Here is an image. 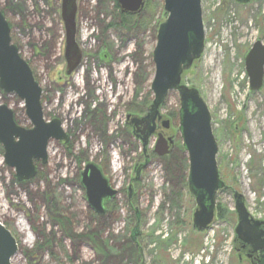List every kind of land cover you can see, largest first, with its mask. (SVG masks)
Returning a JSON list of instances; mask_svg holds the SVG:
<instances>
[{"label":"rangeland","instance_id":"obj_1","mask_svg":"<svg viewBox=\"0 0 264 264\" xmlns=\"http://www.w3.org/2000/svg\"><path fill=\"white\" fill-rule=\"evenodd\" d=\"M111 1L77 0L76 42L84 56L70 80L65 77L63 59L62 1L0 0L11 41L42 88L45 118H59L65 131L77 130L88 124L85 111L97 108L102 118L96 128L110 137L86 140L82 136L67 147L51 139L47 162L34 160L35 176L22 181L5 163L0 143V223L17 242L12 264H256L240 259L236 251L232 192H240L249 213L264 220V79L258 92L250 91L244 65L252 44L257 39L264 43V0L247 4L201 0L204 49L183 71L182 83L197 89L208 107L223 184L216 204L224 208L222 217L215 210L213 223L203 231L192 226L196 204L187 187L188 160L178 132L176 92L166 96L161 109L171 120L168 134L174 138L173 151L163 157L149 156L128 199L135 166L143 164L145 156L141 140H126L122 127L126 114L144 113L152 102V51L166 12L163 0H148L138 24L121 25L113 17ZM110 24L116 27L107 30ZM102 47L113 54L112 75L109 68L100 69L96 60V51ZM77 99L83 102L76 103ZM0 104L13 109L20 126L31 127L18 96L0 89ZM154 143L155 138L146 147L147 154ZM88 162L98 164L119 192L118 207L109 210L110 216H99L88 206L78 174ZM93 226L100 230L106 260H100L85 238Z\"/></svg>","mask_w":264,"mask_h":264},{"label":"water","instance_id":"obj_2","mask_svg":"<svg viewBox=\"0 0 264 264\" xmlns=\"http://www.w3.org/2000/svg\"><path fill=\"white\" fill-rule=\"evenodd\" d=\"M121 13L137 14L145 0H116ZM247 4L250 0H234ZM76 0H62L61 17L65 27L64 55L72 58L69 71L80 61V50L75 41ZM166 18L158 24L156 44L152 51L154 75L150 84L153 95L147 112L133 118L141 124L143 152L154 134L156 122L161 121L164 129L170 128V120L161 114L162 104L170 92L178 94V132L188 160L187 187L195 200L192 226L207 230L214 221L216 195L223 188L216 155L217 142L211 125V116L199 91L182 83V73L190 68L204 49L205 32L202 20L201 0H163ZM245 73L249 89L258 92L264 79V43L257 39L244 55ZM0 89L5 94H14L23 101L25 113L31 127L20 126L15 114L7 104H0V143L4 147V161L14 169L18 181L35 176L34 160L42 164L48 160L47 147L51 139L64 144L67 135L58 119L46 121L40 102L42 88L36 81L28 62L19 54L12 43L10 26L0 10ZM172 139L161 134L155 140L153 152L164 156L169 152ZM146 162L136 167L133 181L139 179ZM81 185L85 191L88 206L97 214L106 211L105 200L116 196L100 168L88 162L81 174ZM132 193L131 184L128 187ZM234 210L237 222L234 228L235 240L246 251V257L255 263L259 253L264 251V220L254 218L248 211L243 195L233 191ZM17 251V242L10 231L0 223V264H12ZM142 254V252H140ZM140 264H144L141 262Z\"/></svg>","mask_w":264,"mask_h":264},{"label":"flooded vegetation","instance_id":"obj_3","mask_svg":"<svg viewBox=\"0 0 264 264\" xmlns=\"http://www.w3.org/2000/svg\"><path fill=\"white\" fill-rule=\"evenodd\" d=\"M111 2L113 3V7H114L115 3L113 2V0ZM76 3H77V0H76ZM113 13H114L113 14V17L119 15L118 9L114 8L113 9ZM60 16H61V11H60ZM61 20H62V17H61ZM113 21H115V20H113ZM75 23H76V26H75V41H76L77 27L79 28V26L77 24V6H76ZM115 27H116V25H114V24L113 25H107V28L106 29L107 30H111L112 28H115ZM62 32L65 33L64 23H63V31ZM76 44H77V42H76ZM77 46H78V49L80 50V54H81L80 61L70 71H69V68H68V64L69 65L72 64V58L70 56L68 58H66L65 55L63 54V59L66 62L65 77L67 79H70V80L74 77V75L76 73H78V69L80 67L81 59L84 56L81 47L78 44H77ZM64 47H65V35H64ZM88 60H91V59L88 58ZM96 60L99 61L100 64H101L100 67H99L100 69L105 66V67H107V69L109 68V71H110L111 75L113 74L114 69L111 67L112 66L111 62L113 60V54L109 50V48H106V47L99 48L96 51ZM75 93H77V89H76ZM113 93H115V90H112V94ZM41 99H42V92H41L40 102H42ZM89 99H92V95L90 96ZM79 102H83V101L81 99L80 100L77 99L76 103H79ZM84 103H86V105H87L88 104V101H85ZM41 106H42V103H41ZM42 111H43V109H42ZM146 112H147V110L144 113L142 112L143 114L142 113L141 114H136V112L126 114V116H125V122H124V127H122L123 134L126 137V140H136V141L137 140L138 141L142 140L141 139V136H142L141 130L143 129V126L141 124H136L133 121V118L141 117ZM99 116L102 118V114H101V112L99 110H97V108H95L93 110H86L85 113H84V117L86 119H88V121H87L88 124L82 125V127H80V129L78 128L77 130H74V128H71L69 131H65L64 130L65 133H66V135H67V140H69V141H71V140H81V137L82 136H84L86 138V140H94L96 137H99V138H101L103 140H105V138H108L106 136L105 132H102V135H100L99 130L96 128L97 127L96 124H97V121L99 120ZM43 117H44V119L46 121H50L52 119H58L61 122V120L59 118H56V117L50 118V119H46L45 116H44V114H43ZM164 118H166V117H164ZM15 120H16V118H15ZM61 124H62V122H61ZM170 126H171V120H170ZM160 134L162 136H164L166 139L171 138L173 140L172 143L169 144V152L164 155V156H167V155H169L173 151L174 138H173L172 135H169L168 134V129H164L162 127L161 121H157L156 122V128H155L154 134L149 138V140H153V138H155V140H156V138ZM109 139H110V137L108 138V140ZM54 140H56V139H54ZM69 141L65 144L66 147L69 146ZM146 152L143 153V155L145 156L144 158H145L146 165H145V167L140 172H142L143 170H145L147 168V166H148V158H149V156H151V155L154 154L153 149L148 154ZM160 157H163V156H160ZM96 165L100 168V166L98 164H96ZM136 167H137V165L135 166V173H136ZM83 170H84V168H81V170L78 171V174L80 176H81ZM100 170L102 171L101 168H100ZM102 173H103V171H102ZM103 175H104V173H103ZM139 176H140V174H139ZM139 179H140V177H139ZM139 179H137L136 181H133V182L131 181L128 184V187L131 184V187L133 188L134 182L137 183L139 181ZM111 187L114 188V189H116L112 185H111ZM128 187H127V190H128ZM118 194H119V192L117 191V194H116L115 197H113L111 199H108V200H105L106 204H109L111 202H113L114 204H118L116 202V200H115V198L117 197ZM132 194H133V189H132L131 195H129V191H128V199L131 198ZM103 215L105 216V213ZM103 215H99V216H103ZM109 216H110V214H109ZM236 251H237L238 256H239L240 259H246L247 258L246 255H245L246 254L245 248H243L242 245H238L237 244Z\"/></svg>","mask_w":264,"mask_h":264},{"label":"trees","instance_id":"obj_4","mask_svg":"<svg viewBox=\"0 0 264 264\" xmlns=\"http://www.w3.org/2000/svg\"><path fill=\"white\" fill-rule=\"evenodd\" d=\"M148 0H146L145 4L147 3ZM113 2L115 3L114 8L118 9L119 15H117V19L120 22L119 24L121 25H127V24H138V22H140V20H138V14H129V13H121L119 11V6L117 4L116 0H113ZM145 7V6H144ZM144 9V8H143ZM111 25V24H110ZM177 115V114H176ZM187 158V157H186ZM186 166L187 163H186ZM105 206V215L109 214V210L112 212L113 209H116L118 207L117 204H114L113 202L106 204V202L104 203ZM224 209V208H223ZM223 209L219 204H216V213L219 217L223 216ZM99 219V216L95 217L94 222H98L97 220ZM63 221V220H62ZM131 222L130 219H128V223ZM65 223V222H62ZM137 225H135V228H133L132 234H131V239L134 242V240L136 239V237L138 236V231H137ZM100 230L97 229L96 226H93V228H91L88 232L85 233V238H87V240L92 244L94 251L96 252L97 255H100V260L103 261L107 259V255H108V251L105 249V246L103 247V245L100 243ZM137 244V259H142V256L140 254V244L138 241L135 242ZM104 244V241H103ZM256 264H264V251H261L259 253V259L256 262Z\"/></svg>","mask_w":264,"mask_h":264},{"label":"bare ground","instance_id":"obj_5","mask_svg":"<svg viewBox=\"0 0 264 264\" xmlns=\"http://www.w3.org/2000/svg\"><path fill=\"white\" fill-rule=\"evenodd\" d=\"M14 94H9V96L13 97Z\"/></svg>","mask_w":264,"mask_h":264}]
</instances>
